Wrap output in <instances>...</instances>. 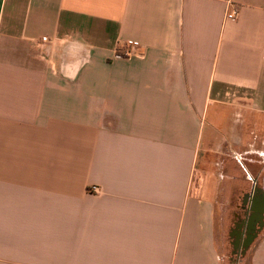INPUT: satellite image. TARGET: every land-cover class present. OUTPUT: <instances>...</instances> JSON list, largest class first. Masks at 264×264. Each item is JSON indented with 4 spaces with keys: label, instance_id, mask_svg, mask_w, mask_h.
Returning <instances> with one entry per match:
<instances>
[{
    "label": "crops",
    "instance_id": "1",
    "mask_svg": "<svg viewBox=\"0 0 264 264\" xmlns=\"http://www.w3.org/2000/svg\"><path fill=\"white\" fill-rule=\"evenodd\" d=\"M247 181L264 0H0V264H226Z\"/></svg>",
    "mask_w": 264,
    "mask_h": 264
},
{
    "label": "flooded vegetation",
    "instance_id": "2",
    "mask_svg": "<svg viewBox=\"0 0 264 264\" xmlns=\"http://www.w3.org/2000/svg\"><path fill=\"white\" fill-rule=\"evenodd\" d=\"M247 197L242 199V204L239 212H235L233 226L230 229V240L233 244L234 254H242L244 250H247L251 245L250 239L253 237L254 233L258 234L264 229V226L260 229L261 222L256 219V210H252L251 197H253L252 191H249ZM254 193V191H253ZM255 240V239H254ZM250 243L249 247L246 249L247 245ZM237 248H241L240 250Z\"/></svg>",
    "mask_w": 264,
    "mask_h": 264
},
{
    "label": "rangeland",
    "instance_id": "3",
    "mask_svg": "<svg viewBox=\"0 0 264 264\" xmlns=\"http://www.w3.org/2000/svg\"><path fill=\"white\" fill-rule=\"evenodd\" d=\"M251 158V157H250ZM258 160H260V158H258ZM249 163V161H248ZM256 165L258 166H261L262 164L260 162H256L255 163ZM260 188H261V184L259 185ZM252 189V181H247V187H246V191H251ZM262 189V188H261ZM234 195V194H233ZM233 198L231 199L232 200V210L230 209L229 210V207L230 205H228V203L225 205V209L226 211L223 213V218H224V222L227 224V227L225 229V235H224V239H225V254H226V264H229L228 261H230L231 264H237V258L236 256L233 254L234 252V248H233V244L231 243V240H230V236H229V233H230V229L233 226V222H234V210L236 212H239L240 208H241V204H242V199L243 197H239L238 196H232ZM223 200H226V197H223L222 198ZM231 208V207H230ZM234 209V210H233ZM230 212V213H229Z\"/></svg>",
    "mask_w": 264,
    "mask_h": 264
},
{
    "label": "water",
    "instance_id": "4",
    "mask_svg": "<svg viewBox=\"0 0 264 264\" xmlns=\"http://www.w3.org/2000/svg\"><path fill=\"white\" fill-rule=\"evenodd\" d=\"M252 210H256V219L261 222L260 229L264 226V202L257 203L256 200L253 201ZM258 236V232L254 233L253 237L250 239V243L254 241V239ZM250 243L247 245L246 249L249 247Z\"/></svg>",
    "mask_w": 264,
    "mask_h": 264
},
{
    "label": "built area",
    "instance_id": "5",
    "mask_svg": "<svg viewBox=\"0 0 264 264\" xmlns=\"http://www.w3.org/2000/svg\"><path fill=\"white\" fill-rule=\"evenodd\" d=\"M237 14H238V12L234 11L233 13L228 14L227 17L230 18V19H234V18H236ZM130 45H131L132 48H131V51H130L129 55H138L140 57L143 56L142 54L136 52V47L139 46L138 43H130ZM97 189L98 188H96V190Z\"/></svg>",
    "mask_w": 264,
    "mask_h": 264
}]
</instances>
